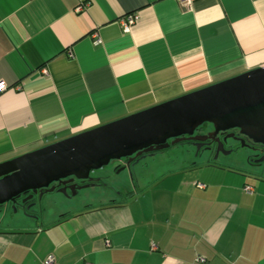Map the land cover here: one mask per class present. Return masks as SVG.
I'll list each match as a JSON object with an SVG mask.
<instances>
[{"label": "crops", "instance_id": "obj_1", "mask_svg": "<svg viewBox=\"0 0 264 264\" xmlns=\"http://www.w3.org/2000/svg\"><path fill=\"white\" fill-rule=\"evenodd\" d=\"M85 1L0 0V162L264 66V0ZM169 151L111 203L0 222V264H264V177Z\"/></svg>", "mask_w": 264, "mask_h": 264}, {"label": "water", "instance_id": "obj_2", "mask_svg": "<svg viewBox=\"0 0 264 264\" xmlns=\"http://www.w3.org/2000/svg\"><path fill=\"white\" fill-rule=\"evenodd\" d=\"M204 123L216 131L239 127L264 144V66L0 162V206L67 177L87 179L121 158L130 171L135 157L190 138Z\"/></svg>", "mask_w": 264, "mask_h": 264}, {"label": "flooded vegetation", "instance_id": "obj_3", "mask_svg": "<svg viewBox=\"0 0 264 264\" xmlns=\"http://www.w3.org/2000/svg\"><path fill=\"white\" fill-rule=\"evenodd\" d=\"M214 128L217 127L209 123H204L197 127L190 138L186 136L184 140L174 145L188 146L191 148H186L185 153L194 157L195 160L197 158L201 159L205 154L210 159H215L222 153H236L240 156L236 160L240 166V168L237 167V170L250 176L264 177V144L255 142L241 133L238 129L239 127H229L230 129L218 131ZM174 145H171V147ZM165 150L142 154L132 159L129 163L131 165L130 172L132 175L135 174V167L141 163L144 157ZM127 160L128 158H121L110 162L105 167L92 170L89 172L87 179L84 180L67 177L60 181L52 182L48 187L38 189L35 193L29 191L20 195L14 202L1 205L0 212L5 206H10L14 210L20 206L24 214L29 216L32 210L31 207L35 204L36 200H40L45 195V190H51L52 197L62 198L67 200V202L75 198H81L85 201L100 200L101 204L111 203L110 201L112 199L106 198V193L110 191L109 193L113 194L117 188L123 185V181L119 179V176L120 172L126 167ZM80 186L86 187L80 188Z\"/></svg>", "mask_w": 264, "mask_h": 264}, {"label": "rangeland", "instance_id": "obj_4", "mask_svg": "<svg viewBox=\"0 0 264 264\" xmlns=\"http://www.w3.org/2000/svg\"><path fill=\"white\" fill-rule=\"evenodd\" d=\"M186 148H189L188 146H170L168 150L170 151H182L183 154H186ZM169 151V152H170ZM188 151V150H187ZM168 152V151H166ZM240 156H238V154L236 153H232V154H219V156L215 159H210L209 156L207 157V154H205L201 159L197 158V160L194 159V157L190 156L189 157V163L191 162V164H207V163H212V164H216L222 168L226 167L228 169L234 170V171H238L237 167L240 168L238 162H236L237 158H239ZM196 162H195V161ZM250 176V175H247ZM253 177V176H251ZM119 179H123V184L125 183H133L136 181L135 176L132 175V173L124 168L121 172H120V176ZM110 191H107L106 194H112L109 193ZM77 199L82 200L81 198H75L73 199V201L67 202V200L65 199H59V198H54L52 197V193L48 192L45 193V195L40 198V200H36L35 204L31 207V212L29 216H26V214H24L22 208L19 206L18 209L14 210L12 207L10 206H5L2 208L1 212H0V222L6 224H11V225H17L20 226L22 224H26L27 226L32 225L31 223L33 222V219L36 220H40L42 218V214L43 212L45 213L52 211L54 208L56 209V207L58 206H67L69 203L76 201ZM84 202H93V201H80L79 205H81V203ZM50 208V209H49Z\"/></svg>", "mask_w": 264, "mask_h": 264}, {"label": "built area", "instance_id": "obj_5", "mask_svg": "<svg viewBox=\"0 0 264 264\" xmlns=\"http://www.w3.org/2000/svg\"><path fill=\"white\" fill-rule=\"evenodd\" d=\"M80 1H81V3L78 4V6L76 7V10H80L81 8L84 7V5H86V1L85 0H80ZM178 1L181 2V4H183L184 7H189L193 3L194 0H178ZM136 19H137V15L135 13H130V14L125 15L119 21L122 30L124 32H128L130 30L131 26L135 23ZM91 37H92V42L94 44H99L100 43L101 40L97 36L96 33H93ZM67 54H68V56H72V53H71L70 50L67 51ZM42 72H45V70H42ZM6 87H7L6 84L4 82L0 81V91H3L4 89H6ZM197 186L198 187H204V184L197 183ZM243 189L246 192H251L252 191V188L249 185H245L243 187ZM105 243H106V245H108V241H106ZM154 246L155 245H152V247H154ZM196 261H198V262H204L205 260H204L203 257H199L198 256L197 259H196ZM53 263H54V260H53V257L52 256L47 257L43 261V264H53ZM85 264H91V263L86 262Z\"/></svg>", "mask_w": 264, "mask_h": 264}]
</instances>
